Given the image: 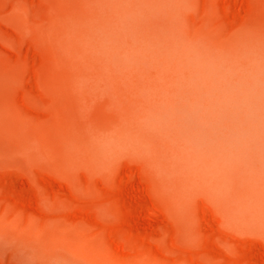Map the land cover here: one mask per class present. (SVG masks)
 Here are the masks:
<instances>
[{"label": "rangeland", "instance_id": "rangeland-1", "mask_svg": "<svg viewBox=\"0 0 264 264\" xmlns=\"http://www.w3.org/2000/svg\"><path fill=\"white\" fill-rule=\"evenodd\" d=\"M107 1L0 0V264H264V0Z\"/></svg>", "mask_w": 264, "mask_h": 264}, {"label": "bare ground", "instance_id": "bare-ground-1", "mask_svg": "<svg viewBox=\"0 0 264 264\" xmlns=\"http://www.w3.org/2000/svg\"><path fill=\"white\" fill-rule=\"evenodd\" d=\"M105 1H107V0H105ZM110 1H111V0H110ZM138 1H139V3L142 2V0H138ZM154 1H155V0H153V2H154ZM83 2H87V1H83ZM155 2H157V1H155ZM166 2H167V0H166ZM103 3H104V1H103ZM108 3H109V2L107 1V4H108ZM115 3H116V2H114V4H115ZM118 3H119V2H118ZM143 3H144V2H142V4H143ZM87 4H88V3H87ZM144 4H145V3H144ZM149 4H150V3H149ZM164 4H165V3H164ZM110 5H111V4H109V6H110ZM133 5H134V4H133ZM146 5H147V4H146ZM162 5H163V4H162ZM83 6H84V5H83ZM115 6H116V5H113V8H114V9H115ZM125 6H126V5H125ZM125 6H123L124 9H125ZM129 6H130V5H129ZM139 6H140V4H139ZM142 6H143V5H142ZM142 6H141L140 9H142ZM163 6H166V5H163ZM167 6H168V4H167ZM86 7H87V6H86ZM144 7H145V5H144ZM163 8H164V7H163ZM132 9H133V8L131 7V10H132ZM140 9H139V10H140ZM143 9L145 10V8H143ZM143 9L141 10V13H142ZM168 9H169V7L167 8V10H168ZM126 10H127V9H125L124 11H126ZM165 10H166V9L164 8L163 11L165 12ZM113 11H114V10H113ZM127 11H130V7H129V10H127ZM145 11H146V10H145ZM145 11H143V12H145ZM116 12H117V11H116ZM116 12H115V13H116ZM166 12H167V11H166ZM119 13H120V12H118V14H119ZM121 13H122V14H121V16H122V15H123V11H122ZM111 14H112V13H111ZM111 14H110V15H111ZM129 14L131 15V13H129ZM143 14H144V13H143ZM168 14H170V13H168ZM171 14L173 15V13H171ZM74 15H75V14H74ZM104 15H105V14H104ZM107 15H108V14H106V17H107ZM144 15H145V14H144ZM121 16H120V17H121ZM145 16H146V15H145ZM169 16H170V15H169ZM102 17H103V16H102ZM106 17L103 18L104 22H105V20L107 19ZM127 17H128V16H127ZM141 17L143 18V16H141ZM72 18H74V17H72ZM72 18H69V19L72 20ZM115 18H116V17H115ZM144 18H145V17H144ZM67 19H68V18H67ZM97 19H99V18H97ZM100 19L102 20V18H100ZM108 19H109V18H108ZM76 20H77V19H76ZM122 20H123V19H122ZM129 20H131V19H129ZM144 20H145V19H144ZM144 20H143V21H144ZM78 21H79V20H78ZM96 21H98V20H96ZM125 21H126V20H125ZM141 21H142V20H141ZM141 21H140V23L138 22V24H140V25H138V26H142V25H141ZM76 22H77V21H76ZM80 22H81V21H79V23H80ZM109 22H110V21H109ZM68 23H69V22H68ZM74 23H75V22H73L72 24H74ZM79 23L77 22V24H79ZM105 23H106V22H105ZM136 23H137V21H136ZM145 23H147V22L145 21ZM81 24H82V23H81ZM99 24H100V23H99ZM134 24H135V22H134ZM142 24H143V22H142ZM79 25H80V24H79ZM101 25H103V24L101 23ZM106 25H107V24H106ZM109 25H111V23H109ZM109 25H108V26H109ZM118 25H119V23H118ZM130 25H131V24H130ZM130 25H128V27H129ZM59 26H60V25H59ZM59 26H58V27H59ZM63 26H66V25H63ZM72 26H73V25H72ZM77 26H78V25H77ZM80 26H81V25H80ZM92 26H93V25H92ZM92 26H90V27H92ZM111 26H112V25H111ZM144 26H146V25L144 24ZM147 26H148V25H147ZM147 26H146V27H147ZM58 27H57V28H58ZM66 27H67V26H66ZM66 27H65V28H66ZM88 27H89V26H88ZM100 27H102V26H100ZM136 27H137V26H136ZM59 28H60V27H59ZM65 28H64V29H65ZM82 28H83V27H82ZM105 28H106V27H105ZM112 28H113V27H112ZM116 28H117V27H116ZM129 28H130V27H129ZM144 28H145V27H144ZM78 29H79V28H78ZM80 29H81V28H80ZM84 29H86V28L84 27ZM100 29H101V28H100ZM103 29H104V25H103ZM125 29H126V28H125ZM131 29H132V27H131ZM136 29H137V28H136ZM167 29H168V28H167ZM62 30H63V29H62ZM70 30H71V29H70ZM107 30H108V29L106 28L105 31H107ZM115 30H116V29H115ZM115 30H114V31H115ZM138 30H139V28H138ZM146 30H148V28H146ZM146 30H145V31H146ZM169 30H170V29H169ZM102 31H103V30H102ZM119 31H120V29H119ZM119 31H117V32L119 33ZM121 31H122V29H121ZM134 31H135V29H134ZM145 31H144V32H145ZM156 31H157V30H156ZM156 31H155V32H156ZM160 31H161V30H160ZM65 32H66V31H65ZM83 32H84V31H83ZM87 32H88V31H87ZM87 32H86V35H88ZM110 32H111V31H110ZM135 32H137V31H135ZM150 32H151V31H150ZM167 32H169V31H167ZM178 32H179V30H178ZM90 33H92V32H90ZM112 33H113V32H112ZM112 33H111V34H112ZM139 33H140V32H139ZM164 33H165V32H164ZM174 33H175V32H174ZM63 34H64L63 36L66 37L64 31H63ZM120 34H122V32H120ZM125 34H126V33H125ZM129 34H131V32H129ZM141 34H142V33H141ZM169 34H170V33H169ZM171 34H172V32H171ZM184 34L187 35L186 33H183V35H184ZM90 35H91V34H90ZM90 35H89V36H90ZM101 35H102V33H101ZM103 35H104V34H103ZM116 35H118V34H116ZM131 35H132V34H131ZM131 35H130V37H131ZM135 35H136V34H134V36H135ZM142 35L145 36V33L142 34ZM166 35H167V34H166ZM176 35L179 36V33L176 34ZM180 35L183 37L182 34H180ZM120 36H121V35H120ZM122 36L125 38L124 34H123ZM169 36H170V35H169ZM181 36H179V37H181ZM87 37H88V36H87ZM115 37H117V36H115ZM138 37H139V35H137V37H135V38L138 39ZM140 37H141V36H140ZM140 37H139V40H141ZM170 37H171L172 39L175 38L173 35H171ZM89 38L91 39L92 36H90ZM108 38H110L109 35H108ZM112 38H113V36H111V40H112ZM143 38H144V37H143ZM143 38H142V40H143ZM147 38H148V37L146 36V39H147ZM154 38H155V37H154ZM184 38H185V37H184ZM94 39H95V38H93V41L95 42ZM115 39H116V38H115ZM117 39H118V38H117ZM117 39H116L115 41H117ZM163 39H164V38H163ZM167 39H168V37H167ZM172 39H169V40L171 41ZM111 40L109 39V41H111ZM119 40H121V38H120ZM144 40H145V38H144ZM149 40H150V38H149ZM174 40H175V39H174ZM178 40H179V43H180V42L183 43L179 38H178ZM178 40H177V41H178ZM182 40H183V39H182ZM185 40H186V39H185ZM79 41H80V40H79ZM98 41H99V39H98ZM113 41H114V40H113ZM115 41H114V42H115ZM124 41H125V40H124ZM145 41H146V40H145ZM145 41H142V42H144V45L146 44ZM154 41H155V40H154ZM154 41H153V43H154ZM156 41H159V39H157ZM177 41H176V42H177ZM196 41H197V40H196ZM94 42L92 43V45H95ZM130 42H131V41H130ZM149 42L151 43V41H149ZM149 42L147 41V44H148L150 47H151V45H152V46L154 45V44H152V43H151V45H150ZM162 42H163V40H162ZM164 42H165V40H164ZM176 42H173V43L176 44ZM187 42H188L189 45H190V42H189V41H186V43H187ZM193 42H194V41H193ZM193 42H192V43H193ZM109 43H111V42H108V44H109ZM120 43L122 44V46H125V45H126L125 43H122V42H120ZM132 43H133V42H131L130 45H128L129 43H127L126 46H131ZM135 43H136V41H135ZM157 43H159V42H157ZM188 43H187V45H188ZM105 44H106V42H105ZM113 44H114V43H112V46H113ZM124 44H125V45H124ZM139 44H140V43L138 42L137 45H139ZM163 44H169V46L171 45L169 42H168V43H163ZM175 44H172V45H175ZM184 44H185V42H184ZM84 45H85V44H84ZM134 45H135V44H134ZM140 45H141V44H140ZM177 45H179V44H177ZM187 45H184V47L187 46ZM97 46H99V45L97 44ZM112 46H111V49H113V48L115 47V45H114V47H112ZM149 46H148V47H149ZM190 46H191V45H190ZM83 47H84V46H83ZM118 47H119V46H118ZM118 47H115V50H114V51H116V49H117ZM131 47H132V46H131ZM144 47H145V46H144ZM157 47H158V46H157ZM160 47H162V46H161V43H160ZM95 48H96V45H95ZM108 48H109V47H108ZM127 48H129V47H127ZM134 48H135V47H133V50H134ZM142 48H143V45H142ZM145 48L147 49V46H146ZM103 49H104V48H103ZM118 49H121V48L119 47ZM125 49H126V48H125ZM130 49H131V51L133 52L132 48H130ZM137 49H138V47H137ZM139 49H140V47H139ZM150 49H151V48H150ZM156 49H161V48H155L154 50H156ZM162 49H163V48H162ZM171 49H172V48H171ZM92 50H93V49H92ZM94 50H95V49H94ZM98 50H99V49H98ZM148 50H149V48L147 49V51H148ZM151 50H153V47H152ZM151 50H150V51H151ZM101 51H102V50H101ZM104 51H107V49L104 50ZM112 51H113V50H112ZM138 51H139V50H138ZM142 51H144V49H142ZM147 51H146V52H147ZM150 51H149V52H150ZM156 51H157V50H156ZM108 52H109V51H108ZM110 52H111V51H110ZM122 52L125 54L126 50H125V52H124V51H122ZM129 52H130V51H129ZM129 52H127V53L129 54ZM132 52H131V53H132ZM134 52H136V51H134ZM134 52H133V53H134ZM161 52H162V51H160V53H161ZM96 53H97V52H96ZM101 53H102V52H101ZM114 53H115V52H114ZM127 53H126V54H127ZM140 53L143 54L142 52H139V54H140ZM152 53H153V52H152ZM98 54H99V53H98ZM107 54H108V53H107ZM107 54H106V56H107ZM128 54H127V55H128ZM139 54H138V55H139ZM96 55H97V54H96ZM99 55H100V54H99ZM108 55L111 56L110 53H109ZM133 55L136 56L137 53H136V54L134 53ZM157 55H158V54H157ZM102 56H103V55H102ZM144 56H145V55H144ZM149 56L151 57L152 55L149 54ZM149 56H147V57H149ZM100 57H101V56H100ZM137 57H138V56H137ZM142 57H143V56H142ZM142 57H140V59H141ZM147 57H144V58H147ZM157 57H158V56H157ZM144 58H143V60H145ZM152 58H153V57H152ZM152 58H151V59H152ZM121 60H122V59H121ZM121 60H120V61H121ZM131 60H132V59H131ZM133 60H134L133 62H135L136 59H133ZM146 60L148 61V59H146ZM99 61H100V60H99ZM104 61H105V60H104ZM104 61H103V62H104ZM109 61H110V59H109ZM149 61H150V59H149ZM106 62H107V61H105L104 64H105ZM122 62H123V60H122ZM139 62H140V60H139ZM143 62H144V61H143ZM150 62H151V61H150ZM87 63H88V62H87ZM131 63H132V62L128 63V65H127L126 67H128V66H130V65L132 66ZM135 63H136V62H135ZM102 64H103V63H102ZM110 64H111V62H110ZM110 64H109V65H110ZM120 64H121V63H120ZM129 64H130V65H129ZM144 64H145V63H144ZM148 64H149V62H148ZM105 65H106V64H105ZM111 65H112V64H111ZM114 65H115V64H114ZM121 65H123V63H122ZM121 65H120V68H121ZM99 66H100V65H99ZM134 66H136V65H134ZM102 67H107V66H103V65H102ZM114 67H115V66H114ZM107 68H108V67H107ZM117 68H118V66H117ZM122 68H125V67H122ZM122 68H121V70H123ZM132 68H133V67H132ZM134 68H135V67H134ZM109 69H110V68H109ZM114 69H115V68H114ZM114 69L112 70V72L115 71ZM126 69H127V68H126ZM126 69H125V70H126ZM128 69H129V68H128ZM116 70H117V69H116ZM84 71H85V70H84ZM88 71H90V70H88ZM132 71H133V70H132ZM90 72H91V71H90ZM115 72H116V71H115ZM118 72H119V68H118ZM124 72H125V71H124ZM84 73H85V72H84ZM128 73H129V72H128ZM88 74H89V72H88ZM91 74H92V73H91ZM109 79H110V78H109ZM110 80H112V78H111ZM194 80H195V79H194ZM195 81H196V80H195ZM147 85H148V83H147ZM143 87H144V86H143ZM147 87H148V86H147ZM252 88H253V87H252ZM144 89H145V92H146V88H144ZM140 93H141V92H140ZM148 93H149V92H148ZM203 93H204V92H203ZM206 94H207V93H206ZM158 95H159V94H158ZM156 96H157V95H156ZM159 96H160V95H159ZM141 97H142V96H141ZM164 97H165V96H164ZM144 98H145V97H144ZM148 98H149V96H147V99H148ZM161 98H162V97H161ZM152 99H153V98H151V100H152ZM173 99H174V98H173ZM148 100H149V99H148ZM159 100H160V99H159ZM186 100H187V99H186ZM195 100H196V99H195ZM135 102H136V101H135ZM150 102H151V101H150ZM154 102H155V101H154ZM160 102L162 103V101H160ZM165 102H166V101H165ZM151 103H152V102H151ZM142 104H143V103H141V105H140L141 107H143V105H144L145 103H144L143 105H142ZM148 104L150 105L149 101H148ZM153 104H155V103H153ZM163 104H164V102H163ZM149 105H148V106H149ZM160 105H162V104H160ZM181 105H182V104H181ZM138 106H139V104H138ZM144 106H145V105H144ZM151 106H153V105H151ZM176 106L178 107V105H176ZM161 107H162V106H161ZM161 107H159V108H161ZM166 107H167V106H166ZM179 107H180V106H179ZM185 107L187 108L186 103H185L184 108H185ZM138 108H139V107H138ZM138 108L136 107L135 109H138ZM145 108H146V109H150L151 107H150V108H149V107H145ZM153 108H154V106H153ZM157 108H158V107H157ZM159 108H158V109H159ZM167 108H168V107H167ZM167 108H166V109H167ZM191 108H192V107H191ZM164 109H165V107H164ZM175 109H176V108H175ZM139 110H140V109H139ZM150 110H151V109H150ZM153 110H154V109H153ZM153 110H152V111H153ZM155 110H156V109H155ZM161 110H162V108H161ZM167 110H169V108H168ZM179 110H180V108H179ZM193 110H194V109H193ZM164 111H165V110H164ZM182 111L185 112L184 109H183ZM189 111H192V109L189 110ZM142 112H143V111H142ZM162 112H163V111H162ZM174 112L176 113V110H174ZM187 112H188V111H187ZM171 113L173 114V111H171ZM178 113H179V112H178ZM178 113H177V114H178ZM190 113H191V112H190ZM197 113H198V112H197ZM140 114H141V113H140ZM140 114H139V115H140ZM168 114H169V113H168ZM193 114H195V113H193ZM174 115H175V114H174ZM195 115H196V114H195ZM176 116H177V115H176ZM181 116H182V114H181ZM186 116H187V115H186ZM192 116H193V115H192ZM204 116H205V115H204ZM172 117H173V116H172ZM195 117H196V116H195ZM136 118H137V117H136ZM155 118H156V117H155ZM177 118H178V117H177ZM179 118H180V117H179ZM186 118H187V117H186ZM190 118H191V115H190ZM192 118H193V120H195L194 117H192ZM171 119H172V118H171ZM173 119H174V118H173ZM175 119H176V118H175ZM182 119H183V118H182ZM177 120H179V119H177ZM187 120H188V119H187ZM187 120H186V121H187ZM197 120H198V119H197ZM116 121L119 122V120H116ZM127 121H128V120H127ZM132 121H133V120H132ZM171 121H172V120H171ZM173 121H174V120H173ZM189 121H190V120H189ZM189 121H187V122L190 123ZM205 121H206V120H205ZM117 122H116V123H117ZM175 122L177 123L178 121H175ZM192 122H193V121H192ZM195 122H196V121H195ZM206 122L208 123V121H206ZM133 123H134V122H133ZM133 123H131V124H133ZM171 123H172V122H171ZM171 123H170V124H171ZM173 123H174V122H173ZM188 123H187V125H188ZM199 123H201V122H199ZM202 123H204V121H203ZM207 123H205L206 126H207ZM213 123H215V122H213ZM109 124H110V123H109ZM113 124H114V122H113ZM166 124H167V122H166ZM183 124H184V123H183ZM195 124H197V123H195ZM110 125H111V124H110ZM117 125H118V124H117ZM167 125H168V124H167ZM187 125H186V126H187ZM189 125H190V127H191L192 124L190 123ZM215 125H216V124H215ZM113 126H114V125H113ZM115 126H116V125H115ZM127 126H128V125H127ZM172 126H173V125H172ZM192 126H194V125H192ZM199 126H200V124H199ZM202 126H203V125H202ZM204 126H205V125H204ZM211 126H212V125H211ZM211 126H210V127H211ZM213 126H214V125H213ZM168 127H169V126H168ZM175 127H176V126H175ZM190 127H189V128H190ZM196 127H197V126H196ZM109 128H110V127H109ZM118 128H119V127H118ZM124 128H125V127H124ZM163 128H164V127H163ZM166 128H167V127H166ZM169 128H170V127H169ZM176 128H177V127H176ZM193 128H195V127H193ZM199 128H200V127H199ZM211 128H212V127H211ZM214 128H215V127H214ZM122 129H123V128H122ZM187 129H188V128H187ZM191 129H192V128H191ZM191 129H190V131H191ZM196 129H197V128H196ZM203 129H205V128H203ZM203 129H202V130H203ZM215 129H216V128H215ZM223 129H224V128H223ZM131 130H132V129H131ZM172 130L174 131V128H173ZM175 130H177V129H175ZM184 130H186V129H184ZM193 130H194V129H193ZM193 130H192L191 132H193ZM202 130H200V131H202ZM210 130H211V129H210ZM117 131H118V130H117ZM120 131H121V129H120ZM186 131H189V129L186 130ZM213 131H216V130H213V129H212V132H213ZM228 131H229V129H228ZM171 132H172V131H171ZM206 132H207V130L205 129L204 133L206 134ZM208 132H209V131H208ZM208 132H207V133H208ZM212 132H209V133L211 134ZM99 133H100V132H99ZM116 133H117V132H116ZM172 133H173V132H172ZM183 133H184V132H183ZM194 133H196V132H194ZM215 133H217V132H215ZM220 133H221V132H219V134H220ZM232 133H233V132H232ZM95 134H97V133H95ZM210 134H208V135H210ZM228 134H229V133H228ZM196 135H198V133H197ZM200 135H201V133H200ZM206 135H207V134H206ZM212 135H213V134H212ZM212 135H211V136H212ZM215 135H216V134H215ZM215 135H213V136H215ZM220 135H221V134H220ZM220 135H219V136H220ZM97 136H98V135H97ZM229 136H230V134H229ZM132 137H134V136H132ZM181 137H182V136H181ZM181 137H180V138H181ZM191 137H195V136L193 135V136H191ZM191 137H189V138H191ZM200 137H201V136H200ZM217 137H218V136H217ZM221 137H222V136H221ZM225 137H226V136H225ZM89 138H91V136H90ZM207 138H208V137H207ZM210 138H211V137H210ZM219 138H220V137H219ZM211 139H215V140H216V137H212ZM217 139H218V138H217ZM224 139H225V138H224ZM230 139H233V138H230ZM199 140H200V139H199ZM208 140H209V138H208ZM208 140H207V141H208ZM222 140H223V139H222ZM92 141H94V140H92ZM95 141H96V140H95ZM95 141H94V142H95ZM180 141H181V140H180ZM183 141H186V140H183ZM183 141H182V142H183ZM204 141H205V140H204ZM220 141H221V140H220ZM229 141H230V140H229ZM189 142H190V139H189ZM189 142H188V143H189ZM193 142H194V141H193ZM199 142H200V141H199ZM217 142H219V141L216 140V143H217ZM171 143H172V142H171ZM178 143H179V142H178ZM97 144L100 146L99 143H97ZM97 144H96V145H97ZM176 144H177V143H176ZM176 144H175V145H176ZM180 145H181V144H180ZM183 145H187V146H186L187 148L189 147V146H188L189 144H183ZM210 145H213V144H210ZM216 145H217V144H216ZM208 146H209V145H208ZM213 146H214V149H215V150H218L219 147L216 149V148H215V145H213ZM222 146H224V143H223V145H221V148H220V149H222ZM100 147H101V146H100ZM210 147H212V146H210ZM227 147H228V146H227ZM230 147H231V146H230ZM181 148H182V147H181ZM187 148H185V149H187ZM190 148H194V147H192V146L190 145V147H189L188 149H190ZM202 148H203V147H202ZM202 148L200 147V149H202ZM207 148H208V147H207ZM101 149H102V148H101ZM209 149H210V148H208V151H206L207 153L210 151ZM214 149H213V150H214ZM103 150H104V149H103ZM191 150H192V149H191ZM195 150H196V151H193V150H192L193 153L197 152V149H195ZM228 150H229V148H228ZM187 151H189V150H187ZM198 151H199V150H198ZM204 151H205V150H204ZM204 151H203V153H204ZM211 151H212V150H211ZM214 152L217 153L218 151H214ZM227 152H228V151H227ZM227 152H226V153H227ZM190 153H191V152H190ZM199 153H202V151L199 152ZM209 153H210V152H209ZM212 153H213V152H212ZM212 153H211V154H212ZM218 153L221 154L222 151H221V152H218ZM226 153H225V154H226ZM101 154H103V153H101ZM183 154H184V151H183ZM183 154H181V155H183ZM188 154H189V153H188ZM188 154L186 153L187 156L184 154V155L186 156L184 159L188 158ZM214 154H215V153H214ZM214 154H213V155H214ZM220 154H219V155H220ZM222 154L224 155V153H222ZM204 155H205V154H204ZM213 155H210V154H209V156H211V159H213V158H212ZM194 156H196V155H194ZM215 156L219 158L217 162H219V160L221 161V159H220V157H219L218 155H215ZM260 156H261V155H260ZM101 157H102V156H101ZM198 157H199V156H198ZM236 157H237V156H236ZM236 157H235L234 159H236ZM194 158H195V160L197 159L196 157H194ZM201 158H202V157H201ZM208 158H209V157H208ZM103 159H104V158H103ZM203 159H204V158H203ZM205 159H206V158H205ZM205 159H204L205 162L208 161V160H205ZM228 159H230V158L228 157V158L224 159V161H225V160H228ZM234 159L232 158L233 161H230V160H229V161H230V162H233V164H234ZM259 159H260V158H259ZM259 159H257L256 162H257V163H258V162L261 163L260 165L264 164V163H262L263 161L261 162V161H259ZM187 160H188V159H187ZM192 160H193V159H192ZM192 160H191V161H192ZM236 160H237V159H236ZM240 160H241V158H240ZM184 161H185V160H184ZM189 161H190V160H189ZM191 161H190V162H191ZM202 161H203V160H201L200 162H202ZM211 161H212V160H211ZM242 161H243V160H242ZM242 161H238V162L242 163ZM244 161H245V160H244ZM244 161H243V162H244ZM198 162H199V161H198ZM198 162H197V163H198ZM213 162H214V161H213ZM235 162H236V161H235ZM256 162H255V165L257 164ZM186 163H187V162H185V164H184V166H185L184 168H185V169H186V167H187V164H186ZM197 163H195V164H197ZM227 163H228V161H227ZM240 163H239V164H240ZM259 163H258V164H259ZM191 164H194V161H193ZM201 164H205V163L203 162V163H201ZM201 164H200V165H201ZM207 164H208V163L206 162L205 165L207 166ZM222 164H223V163H222ZM224 164H225V163H224ZM231 164H232V163L227 164V165H228V168H229V166H231ZM237 164H238V163H236L234 166H236ZM239 164L235 167V168H237L236 171H238V169L240 170L239 167H241V164H240V166H239ZM242 164H244V163H242ZM246 164H247V162H245V165H246ZM213 165L215 166L216 163H214ZM219 165H220V164H219ZM225 165H226V164H225ZM225 165H223V166L225 167ZM227 165H226V166H227ZM188 166H189V165H188ZM190 166H192V165H190ZM196 166H197V165H195V167H196ZM210 166H211V165H210ZM220 166H221V165H220ZM242 166H243V165H242ZM181 167H182V166H181ZM193 167H194V166H193ZM195 167H194V168H195ZM197 167H198V166H197ZM197 167H196V168H197ZM199 167H200V166H199ZM201 167L203 168V166H201ZM207 167L209 168V166H207ZM207 167H206V168H207ZM216 167H217V165H216ZM221 167H222V166H221ZM221 167H220V168H221ZM243 167H244V166H243ZM245 167H248V165H246ZM245 167H244V168H245ZM250 167H251V165H250ZM256 167H258V166H256ZM256 167H255V168H256ZM261 167H263V166H261ZM261 167H259V170H261ZM187 168H188V167H187ZM190 168H192V167H190ZM190 168H189V169H190ZM194 168H193V170H194ZM208 168H207V169H208ZM210 168H212V170L215 169V167H214V169H213V167H210ZM217 168H218V167H217ZM225 168H226V167H225ZM241 168H242V167H241ZM252 168H253V167H252ZM189 169L186 170L187 173H188V174H189V173H192V174H193V176L191 175L192 177L195 176V177L198 178V175H194L193 170L190 171V172H188ZM198 169H199V168H198ZM221 169H222V168H221ZM245 169H247V168H245ZM249 169H250V168L248 167V170H249ZM196 170H197V169H196ZM202 170H203V169H202ZM208 170L210 171V169H208ZM208 170H206V173L208 172ZM212 170H211V171H212ZM216 170H217V169H216ZM227 170H228V169H227ZM227 170H226V171H227ZM243 170H244V169H243ZM243 170L241 169L242 172H243ZM256 170H257V169H256ZM256 170H255L254 172H256ZM198 171L200 172V170H197V172H198ZM218 171H220V170H218ZM221 171H222V170H221ZM221 171H220V173H222ZM224 171H225V170H223V172H224ZM230 171H232V169H230ZM230 171H229V172H230ZM244 171H245V170H244ZM252 171H253V169H252ZM194 172H195V171H194ZM199 172H198V173H199ZM204 172H205V171H204ZM204 172H203V173H204ZM212 172L215 173L214 171H212ZM232 172H233V171H232ZM247 172H249V171H247ZM184 173H185V172H184ZM218 173H219V172H218ZM218 173L216 172L215 174H218ZM227 173H228V171H227ZM244 173H246V172H244ZM251 173H252V172H251ZM185 174H186V173H185ZM195 174H196V173H195ZM199 174H200V173H199ZM223 174H224V173H223ZM223 174H222V175H223ZM229 174H230V173H229ZM233 174H234V173H233ZM238 174H240V173H238ZM249 174H250V172H249ZM201 175H203V174H200V175H199L200 178H201ZM225 175H227V174H225ZM225 175H223V176H225ZM230 175H231V174H230ZM213 176H214V175H213ZM216 176L218 177L219 175H216ZM223 176H222V177H223ZM227 176H228V175H227ZM237 176H238V175H237ZM240 176H241V175H240ZM253 176H255V175H253ZM173 177H174V176H173ZM182 177H183V176H182ZM187 177H190V176H187ZM195 177H194V180H196ZM206 177H207V176H206ZM211 177H212V176H211ZM211 177H210V178H211ZM222 177H221V178H222ZM229 177H230V176H229ZM262 177H263V176H262ZM175 178H176V177H175ZM214 178H215V177H214ZM221 178L219 177L218 179L221 180ZM224 178H225V177H224ZM250 178H251V177H250ZM258 178H259V177H258ZM181 179H183V178H181ZM191 179H193V178H191ZM208 179H209V178H208ZM212 179H213V177H212ZM227 179H229V178H227ZM189 180H190V178H189ZM194 180H193V182H194ZM197 180H198V179H197ZM197 180H196V183H197ZM181 181H182V180H181ZM217 181H219V180H216V184L219 183V182L217 183ZM223 181H226V178H225V180L223 179ZM178 182H179V179H178ZM191 182H192V181H191ZM213 182H214V181H213ZM196 183H195V184H196ZM202 183H203V182H202ZM223 183H224V182H223ZM223 183H222V184H223ZM189 184H190V183H189ZM193 184H194V183H193ZM195 184H194V185H195ZM198 184H200V183H197V185H198ZM212 184H213V183H212ZM214 184H215V183H214ZM226 184H227V183H225L224 185L226 186ZM176 185H177V184H176ZM194 185L192 186V189H193ZM220 185H221V183H220ZM220 185H219V184H218V186L215 185V189H216V187L218 188ZM181 187H182V185H181ZM190 187H191V184H190ZM199 187H200V186H199ZM207 187H208V186H207ZM220 187H222V185H221ZM172 188H173V187H172ZM172 188H171V189H172ZM197 188H198V187H197ZM223 188H224V186H223ZM226 188H227V187H226ZM184 189H185V188H184ZM187 189H188V188H187ZM208 189H209V188H208ZM210 189H211V188H210ZM210 189H209V190H210ZM218 189H219V188H218ZM249 189H250V188H249ZM254 189H255V188H254ZM220 190H221V189H220ZM217 191H218V190H217ZM222 191L224 192V190H222ZM255 191H256V190H255ZM253 192H254V191H253ZM182 193H183V192H182ZM192 193H193V192H192ZM217 193H218V192H217ZM257 193H258V192H257ZM177 194H178V193H177ZM245 194H246V193H245ZM251 194H252V193H251ZM253 194H254V193H253ZM247 195H248V194H247ZM248 196H249V195H248ZM250 196H251V195H250ZM245 197H247V196H245ZM245 197L242 198V199H244V200L241 199V200H242L241 205H242L243 203H244V204H247V203H248V202H247L248 199H246ZM237 198H238V197H237ZM253 198H254V197H253ZM253 198H252V199H253ZM245 199H246L247 201H246ZM252 199H249V203H250V200H252ZM236 200H238V199H236ZM254 200H255V198H254ZM243 201H244V202H243ZM252 201H253V200H252ZM252 201H251V202H252ZM259 201H260V200H259ZM237 202H238V201H237ZM257 202H258V199H257ZM239 203H240V202H239ZM239 203H238V205H239ZM258 203H259V202H258ZM244 204H243L242 206H245ZM250 204H251V203H250ZM250 204H247V206H249ZM261 204H262V203H261V201H260V204H259V205H261ZM263 204H264V202H263ZM238 205H237V206H238ZM251 205H252V204H251ZM254 205H258V204L256 203V201L254 202ZM254 205H252V206H254ZM259 205H258L257 207L254 206V209H255V208L259 209ZM252 206H251V207H252ZM245 207H246V206H245ZM233 208H234V207H233ZM239 208H240V205H239ZM246 208H247V207H246ZM260 208L262 209V206H260ZM263 208H264V205H263ZM237 209H238V208H237ZM257 209H256V211H257ZM238 210H239V212H241L240 209H238ZM259 210H260V209H259ZM243 211H244V210H243ZM262 211L264 212L263 209H262ZM228 212H229V211H228ZM244 212H245V211H244ZM263 212H261V213H263ZM257 213H258V212H257ZM245 215H246V214H245ZM247 215H248V214H247ZM239 216H240V215H239ZM263 216H264V215H263ZM246 217H247V216H246ZM244 219H245V218H244ZM246 219H247V218H246ZM246 219H245V220H246ZM254 219H255V218H254ZM247 221H248V220H247ZM261 221H262V220H261ZM262 222H263V221H262ZM262 224H264V222H263Z\"/></svg>", "mask_w": 264, "mask_h": 264}]
</instances>
